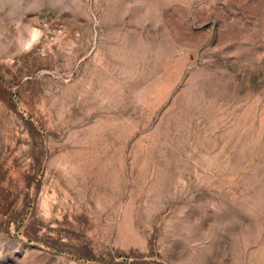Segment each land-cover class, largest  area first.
Masks as SVG:
<instances>
[{
	"label": "rangeland",
	"instance_id": "obj_1",
	"mask_svg": "<svg viewBox=\"0 0 264 264\" xmlns=\"http://www.w3.org/2000/svg\"><path fill=\"white\" fill-rule=\"evenodd\" d=\"M0 264H264V0H0Z\"/></svg>",
	"mask_w": 264,
	"mask_h": 264
}]
</instances>
